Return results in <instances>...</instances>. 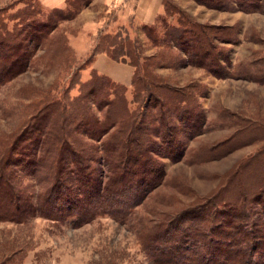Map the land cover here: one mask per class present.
Returning <instances> with one entry per match:
<instances>
[{"label": "rangeland", "instance_id": "obj_1", "mask_svg": "<svg viewBox=\"0 0 264 264\" xmlns=\"http://www.w3.org/2000/svg\"><path fill=\"white\" fill-rule=\"evenodd\" d=\"M124 2L47 7L42 0H0V155L14 141L10 162L18 163L7 173L19 175L33 203L39 192L45 198L54 181L20 162L45 147L39 120L47 130L56 102L64 108L54 116L69 125L67 145L94 148L93 193L109 183L118 193L108 202L91 200L89 222L54 201L45 207L50 216L0 222V264H264V194L253 188L241 205L208 202L264 178V0H164L165 13L145 24L152 27L131 24ZM116 32L129 39L140 77L119 88L123 101L90 94L89 56L103 35ZM83 95L90 97L85 131L98 133L96 121L111 123L106 113L132 125L120 133L115 121L98 140L73 131L81 122L75 100ZM137 125L136 136L145 132L153 151L127 171L145 164L153 171L143 173L146 180L127 175L120 161L108 159L114 151L102 150ZM68 190L57 204L82 205Z\"/></svg>", "mask_w": 264, "mask_h": 264}, {"label": "trees", "instance_id": "obj_2", "mask_svg": "<svg viewBox=\"0 0 264 264\" xmlns=\"http://www.w3.org/2000/svg\"><path fill=\"white\" fill-rule=\"evenodd\" d=\"M145 27H152L145 25ZM182 35V33H180ZM179 39V38H178ZM181 39V38H180ZM128 38L123 37L120 33H107L100 38L94 47V50L92 51L91 55L89 56V62L91 63L93 58L99 54V53H104L108 55L111 59L118 61V62H124L128 63L131 66L134 67V74L132 77V84L136 83V79L139 76V73H137V68L138 64L133 60V55L130 52V48L128 45ZM2 41H0V46H3ZM11 43L6 44L8 47H12V45H9ZM201 49V47H200ZM93 76L91 81L92 83V88L90 94L92 95L93 92H99L103 93L105 95H113L114 97L116 96L118 101H123L122 95H120L119 88H124L126 89V86L109 80L107 76L104 74L98 72L96 69H92ZM140 78V77H138ZM137 91H139V87L137 86ZM88 98L86 95L80 96L78 99H76L77 106L78 108V113L77 115L80 118V125H78L76 128H73V131L80 132L82 131L83 133H86L87 135L89 134L90 137L92 138H97V140L100 138V136L96 135L98 133L105 134L107 133L109 129H111L115 125L116 119H111L110 113H106V119L105 121H111L107 123L106 126L103 125V121L98 123L96 121V126L101 128V130L97 133H95L93 130L85 131L86 127V120L88 119V109L84 101H87ZM51 102V101H50ZM113 101L107 100L106 105L111 106ZM48 104V103H47ZM52 104V102H51ZM54 107L51 110H48L50 113L49 117L45 119L44 122H48L49 126L43 127L41 124L42 121H40L39 127L44 129L42 136L40 138H37L40 145L42 146V143H45V147L43 146L41 151L38 153H33L32 155L34 156L31 158V161H27V159H21L22 161L20 164L24 165L25 167H33L34 169L33 172L35 173L36 171L42 172L44 171L45 174H47L48 178H45V180L51 178L54 181L53 186L51 185L49 192L47 191L45 194V198H40L39 193L36 194V202L33 203V201L30 200L26 196V193L24 190H22L20 184H18V177L19 175L14 174L13 171H10L7 173V165L12 164L14 166H17L18 163L13 164L10 162L11 157L9 156L16 147H13V143L9 145L11 152L7 154V151H3L0 155V222H13L17 225H25L28 222H30V219L32 217H35L36 215H41V216H50V214L45 210V207L50 205L54 201L55 206L57 205L56 209L58 210H68L71 212H74V210L77 213V218L81 223L84 222H89L91 221L94 216L93 215H87L86 209L89 208V206L92 204L91 200H96L99 199V202H108V200L114 199L118 197L117 191H113L112 189V183H109V186L104 187V189H100L98 192L94 194L93 191L95 189V181L93 180V168L92 165L94 164V148L90 147L93 149L92 151H86L85 148L82 150H78V148H74L71 145H67V142H65L66 139V132L69 129V125L63 121V116L60 118V116H54V114L57 112L59 109H63V105L57 106L56 102H53ZM124 114V111L122 112ZM121 119L117 121V123L121 124L120 133L124 132L123 130H126L128 126H131L132 123L128 125V120L121 115ZM113 121V123H112ZM122 122V123H121ZM114 124V125H113ZM45 126V125H44ZM108 126V127H107ZM126 127V129H125ZM136 128V129H135ZM134 129H131L128 132V137L123 138L121 136L120 139L117 141H113L111 144L109 143L108 148H105V145L102 146V150L105 153L109 152L107 150H113L114 153H110L108 156V159L112 158V161L119 162V165L122 166L120 169L125 170V173L127 175H135V176H145L144 174L149 172H153L150 170L145 164L143 167L142 171L135 170L133 172L128 173L131 168L129 167L130 164L132 165L131 167L138 165L139 160H141V157L144 155L145 158H147L148 152H152L153 150L148 149V147L152 148L151 141L149 140L148 137L145 136V132L141 131V136H136V132H140L141 127L137 125ZM36 129V128H35ZM38 130V129H36ZM36 130H31L32 132ZM136 131V132H135ZM145 136V137H144ZM17 137V136H16ZM15 137V138H16ZM20 138V137H19ZM15 139V143L17 139ZM134 141L133 145L130 146L127 142V140ZM41 141V142H40ZM46 144H49V146H46ZM151 144V145H150ZM18 145V143H17ZM16 145V146H17ZM125 149V151H124ZM85 150V151H84ZM56 151V154H55ZM68 152L70 155L69 156H62L64 152ZM120 158L116 159L118 157V154H121ZM21 154V153H20ZM23 154V153H22ZM114 154L116 157H114ZM13 156V155H11ZM27 157V156H26ZM27 157V158H28ZM39 157V158H38ZM121 159V160H119ZM149 160L147 159V162ZM53 162L58 163L59 165L53 166ZM141 163V162H140ZM52 164V165H51ZM123 164V165H122ZM26 167V168H27ZM20 170V169H19ZM128 170V171H127ZM125 174L124 172H122ZM121 173V174H122ZM144 173V174H143ZM18 176V177H17ZM147 176V175H146ZM146 176L144 179L146 180ZM46 177V176H45ZM121 181V180H120ZM233 179H229V182L231 183ZM93 183V184H92ZM142 184H145V182H141ZM124 185V184H123ZM72 186V187H71ZM63 187H67L68 190L67 192H72V193H78L80 196H77V200L79 202L82 201V205H74L72 207H67L71 206L69 203L71 202H65V205L63 203L57 204V201L61 200L63 197L61 194V189ZM124 190H126V186H122ZM121 187V188H122ZM155 186H149V188L143 190V193H146L148 190L150 191L152 188ZM239 188L236 191H233L230 193V196H224V195H219V193L215 194L211 199L208 201L212 203L213 205L218 204L219 200L220 202H228V203H236L237 205H241V203H244L248 198L250 194V191L254 188L255 191L257 190L260 193L264 194V178L262 180H256L255 184L251 187L250 184L242 186L239 184ZM25 189V188H24ZM142 189V188H141ZM102 190V192H101ZM123 190V191H124ZM133 189H130V191ZM92 191V197L89 196ZM89 193V195L87 193ZM258 194V193H257ZM255 192L252 194V198L256 196ZM56 195V197H55ZM86 197H83V196ZM121 195V193H120ZM89 196V197H88ZM94 196V197H93ZM218 196H224L225 198H220ZM62 197V198H61ZM122 198V196H121ZM218 198V202L215 201ZM54 199V200H53ZM90 201H87V200ZM75 200V199H74ZM84 201V202H83ZM74 202V201H73ZM87 202H89L87 204ZM97 207V206H96ZM95 207V208H96ZM99 207V206H98ZM100 208V207H99ZM103 208V207H101ZM61 212V211H60ZM45 213V214H44ZM242 215V214H241ZM234 215L237 220H240V218H244L245 215ZM249 220V218H248ZM247 226V224H245ZM236 234H239V232H236ZM245 253V252H244Z\"/></svg>", "mask_w": 264, "mask_h": 264}, {"label": "crops", "instance_id": "obj_3", "mask_svg": "<svg viewBox=\"0 0 264 264\" xmlns=\"http://www.w3.org/2000/svg\"><path fill=\"white\" fill-rule=\"evenodd\" d=\"M124 1L126 9L122 10V12H127L128 9L127 16L129 17V22L133 25L152 24L158 16L165 13L164 0H136L132 5L131 0ZM42 2L47 7H55L61 6L65 0H42ZM119 17L123 18L125 14L120 13ZM89 67L124 85L131 83L134 74L133 66L128 63L115 61L104 53L97 54Z\"/></svg>", "mask_w": 264, "mask_h": 264}]
</instances>
